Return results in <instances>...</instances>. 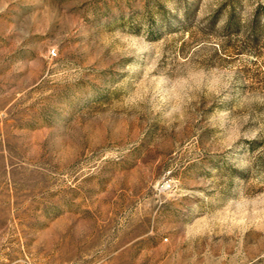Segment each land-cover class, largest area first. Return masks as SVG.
Instances as JSON below:
<instances>
[{
  "label": "rangeland",
  "instance_id": "374dc122",
  "mask_svg": "<svg viewBox=\"0 0 264 264\" xmlns=\"http://www.w3.org/2000/svg\"><path fill=\"white\" fill-rule=\"evenodd\" d=\"M0 264H264V0H0Z\"/></svg>",
  "mask_w": 264,
  "mask_h": 264
},
{
  "label": "built area",
  "instance_id": "2783aa9c",
  "mask_svg": "<svg viewBox=\"0 0 264 264\" xmlns=\"http://www.w3.org/2000/svg\"><path fill=\"white\" fill-rule=\"evenodd\" d=\"M53 53H56L55 50H53Z\"/></svg>",
  "mask_w": 264,
  "mask_h": 264
}]
</instances>
